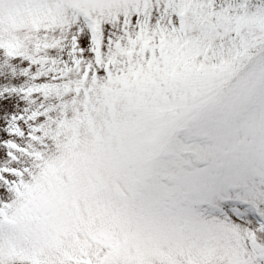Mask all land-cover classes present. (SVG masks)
Here are the masks:
<instances>
[{
	"label": "snow or ice",
	"instance_id": "obj_1",
	"mask_svg": "<svg viewBox=\"0 0 264 264\" xmlns=\"http://www.w3.org/2000/svg\"><path fill=\"white\" fill-rule=\"evenodd\" d=\"M0 264H264V0H0Z\"/></svg>",
	"mask_w": 264,
	"mask_h": 264
}]
</instances>
